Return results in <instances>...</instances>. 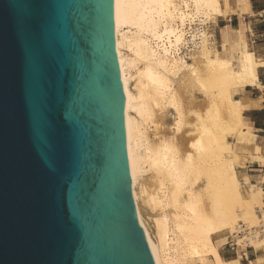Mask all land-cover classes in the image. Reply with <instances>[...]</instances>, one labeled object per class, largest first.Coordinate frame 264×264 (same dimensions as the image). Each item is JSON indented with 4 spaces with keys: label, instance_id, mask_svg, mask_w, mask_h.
<instances>
[{
    "label": "water",
    "instance_id": "water-1",
    "mask_svg": "<svg viewBox=\"0 0 264 264\" xmlns=\"http://www.w3.org/2000/svg\"><path fill=\"white\" fill-rule=\"evenodd\" d=\"M0 33V264H155L130 188L113 0H0Z\"/></svg>",
    "mask_w": 264,
    "mask_h": 264
},
{
    "label": "bare ground",
    "instance_id": "bare-ground-1",
    "mask_svg": "<svg viewBox=\"0 0 264 264\" xmlns=\"http://www.w3.org/2000/svg\"><path fill=\"white\" fill-rule=\"evenodd\" d=\"M230 13V0H113L130 188L155 264H240L221 253L227 234L264 246V193L237 171L253 134L235 98L261 87L260 64L242 36L237 63L210 40Z\"/></svg>",
    "mask_w": 264,
    "mask_h": 264
},
{
    "label": "crops",
    "instance_id": "crops-1",
    "mask_svg": "<svg viewBox=\"0 0 264 264\" xmlns=\"http://www.w3.org/2000/svg\"><path fill=\"white\" fill-rule=\"evenodd\" d=\"M230 9L231 13L219 19L214 26L221 47L227 44L231 53L228 54L229 57H234L236 53L239 59L241 48L235 39L242 36L247 41L255 61L260 64L257 72L261 87L246 86L235 95L243 104L247 124L245 129L251 131L252 143L255 142L250 146L252 155L245 166L239 169V174L242 180L245 177L249 178L250 184L260 188L264 193V0H230ZM256 146L260 148L259 154L256 153ZM249 250L242 252L240 264H250L259 258L257 253L260 249L254 250L250 247Z\"/></svg>",
    "mask_w": 264,
    "mask_h": 264
},
{
    "label": "rangeland",
    "instance_id": "rangeland-1",
    "mask_svg": "<svg viewBox=\"0 0 264 264\" xmlns=\"http://www.w3.org/2000/svg\"><path fill=\"white\" fill-rule=\"evenodd\" d=\"M217 23H218V21H217ZM216 24H211L209 27L210 40L212 41L214 48L220 53L221 57H229V55H231V53L229 52L228 46L226 48L221 47V43L218 40L217 35L215 34L214 26ZM236 55L237 54L235 53L234 57L230 56L233 58L235 63H237L239 60L238 56H236ZM229 140H230V142H232L233 147L237 148L238 144H237L236 138L231 137V138H229ZM251 142H252V140H251ZM254 143H249L248 145L247 144L239 145V146H242L243 148L241 150L239 149L237 153L240 156L243 155L244 153L248 154V155L244 154L243 156H241L243 159V162L245 161V163H246L248 161L249 155H251L250 146L254 145ZM243 151H245V152H243ZM245 157H246V159H245ZM242 166H245V164ZM240 167L241 166H237V171H238V169H240ZM247 188H248V185L244 184V191L247 190ZM242 235L243 234H240L238 237L241 238ZM221 239H219L218 244L221 247V253H222L223 257L227 260H234V259L240 260L242 252H246V250H249V248H250L249 245H245V244H238L237 245L236 241L238 238L236 239V238H234V236H231L229 234L225 235ZM259 249H260V251H258V253H257L259 258L256 261H251L250 264H256V263L257 264H264V246L257 248L256 250H259ZM254 250H255V248H254Z\"/></svg>",
    "mask_w": 264,
    "mask_h": 264
},
{
    "label": "snow or ice",
    "instance_id": "snow-or-ice-1",
    "mask_svg": "<svg viewBox=\"0 0 264 264\" xmlns=\"http://www.w3.org/2000/svg\"><path fill=\"white\" fill-rule=\"evenodd\" d=\"M25 8L29 9L26 12L24 19L21 20L19 30H18V40L21 44V55L23 58V64L25 68V73L27 75L33 69L31 57L32 52L31 48L27 43V33L29 27V19L28 17L31 15L30 9L31 5H25ZM111 6L109 5V10ZM4 85H5V73H4V38L2 33H0V125H2L3 114H4V102H3V94H4Z\"/></svg>",
    "mask_w": 264,
    "mask_h": 264
}]
</instances>
